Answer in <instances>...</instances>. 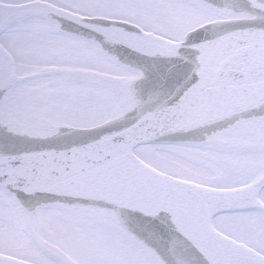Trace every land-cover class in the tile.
<instances>
[{"label":"snow or ice","instance_id":"6c2138e0","mask_svg":"<svg viewBox=\"0 0 264 264\" xmlns=\"http://www.w3.org/2000/svg\"><path fill=\"white\" fill-rule=\"evenodd\" d=\"M0 264H264V0H0Z\"/></svg>","mask_w":264,"mask_h":264}]
</instances>
